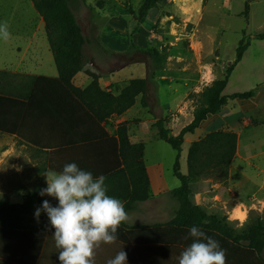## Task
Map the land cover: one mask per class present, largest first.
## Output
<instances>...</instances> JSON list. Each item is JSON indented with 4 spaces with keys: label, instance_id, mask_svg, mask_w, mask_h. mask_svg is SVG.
<instances>
[{
    "label": "crops",
    "instance_id": "0c3cea01",
    "mask_svg": "<svg viewBox=\"0 0 264 264\" xmlns=\"http://www.w3.org/2000/svg\"><path fill=\"white\" fill-rule=\"evenodd\" d=\"M201 2L204 3V0ZM71 8L85 37L83 69L72 78L73 85L79 88H85L91 83L92 77L87 72H92L98 75V83L102 90L118 94L130 79L143 78L147 75V72L142 77L135 76L133 72L124 74L125 69L139 62L126 63L124 61L120 63L117 60L118 56H124L130 41L140 48H146L149 46L151 32H153L151 37L176 35L172 33V30L176 29H172V25L177 24L175 23L177 19L174 21V19H170L171 15L163 12H154L156 20L151 22L147 17L143 23L137 26L135 32H131L129 19L126 20L122 16V18H114L116 20L114 23H108L104 27L89 21L90 31L88 33L81 26L72 5ZM155 9L154 11H156ZM16 10L27 15V19L23 20L22 18L23 21L20 22L18 20L17 28L9 29L10 39L6 40V46L16 53L17 61L13 63L11 60L4 59L0 62V69L27 75L57 77V69L41 16L37 13L31 0L30 2L22 0L18 3ZM153 28L154 30H152ZM12 37H16L15 43L12 42ZM241 61L242 58L234 66L223 94L235 93L229 90V86ZM232 62L233 60L229 63ZM219 64L217 63V65ZM205 67L213 70L216 65L213 62L203 65V73H206ZM220 67L223 70L225 65L221 63ZM215 79H220L218 72L213 73L211 82ZM158 85L157 79L155 85L151 79L150 97L147 99L148 107L142 106V95L139 94L129 109L121 114L111 115L101 124L103 130L112 136L120 123L129 122L127 127L130 142L143 143L144 145L143 160L149 179L150 197L144 201L135 202L131 204L130 208L125 209L127 219L118 226L117 239L111 244H101L95 250L94 264H107V261L114 258L122 249L127 253L129 264H178L181 252L192 242V238L188 237L189 229L181 230L165 226L172 220L178 208V201L173 197L172 190L180 185V181L173 174V176H167L161 152L170 154L171 159L174 156L173 163L177 152L159 138L154 125L161 119L159 116L161 114L158 111ZM161 85L167 87L166 97L171 96L170 102L177 106V98L173 97L174 92L168 90V88L172 89V84L161 81ZM249 86L250 89L254 87L250 84L247 88ZM263 100L264 86L257 91L255 96L247 99L228 100L225 106L231 102L259 110ZM182 102L183 106L180 110L186 112L188 102ZM42 104H44V98L41 95H36L30 102L25 101L23 111H20L19 108H12L7 112H2L11 116L8 118L7 126L14 132L12 134L0 133V137L10 138L12 143L10 149H0V192L3 193V199H7L10 203H22L29 191L46 187L44 173L46 171L58 172L66 163L75 162L81 169L92 172L94 177L108 174L116 166L115 148L111 142L104 138L82 142L78 138L70 136V134L82 132V127L74 129V132L71 133L66 132L65 129H54L51 126L53 123L42 116ZM223 109L215 114H208L206 119L201 121L199 128L193 133L184 135L183 142L187 134L192 135L188 139L191 144L204 136L203 132L207 133L217 129L230 130L237 134L235 156L236 154L242 155L240 151L241 128L233 127L232 115L224 116ZM180 110L177 111L181 112ZM177 118L178 116L173 115L171 111L164 118L165 125H170L169 134L173 136L190 123L193 113L190 114V118L185 124L179 126L176 131H172L170 128L175 124ZM166 128L168 129L167 126ZM153 130L156 134L149 133ZM166 145L170 148H167ZM255 156L256 154H253L250 157ZM182 157L184 158L181 145L180 159ZM186 173L187 170L183 174ZM110 187L118 189L116 184L107 185L108 190ZM262 187L263 183L259 184L257 189ZM191 188L195 204L207 214H214L218 218H222L229 227L234 229L241 228L247 222V212L251 208H259L260 204L264 203V198H259L254 193L256 189H249L238 184L231 166L224 184L217 182L209 184L205 180L200 183L193 182ZM43 198L49 200L53 206L57 203L55 199L47 195ZM122 203L125 205L126 201H122ZM36 206L38 205L36 204ZM239 213L243 216L239 217ZM201 230L219 242L225 252V264H258L251 256L239 254L237 246H231L218 233ZM53 232L54 229L48 226V222L45 226H39L37 229L16 230L0 227V264H60L59 249L55 245ZM261 255L264 259V249Z\"/></svg>",
    "mask_w": 264,
    "mask_h": 264
},
{
    "label": "trees",
    "instance_id": "16d2710c",
    "mask_svg": "<svg viewBox=\"0 0 264 264\" xmlns=\"http://www.w3.org/2000/svg\"><path fill=\"white\" fill-rule=\"evenodd\" d=\"M72 0H31L37 13L44 22L45 33L53 60L57 69V77L27 75L0 69V133L12 134L13 129L8 128L7 112L12 108L23 111L25 101H31L36 95L44 98L42 116L52 122L54 129H65L74 132L82 127L79 134L74 133L78 140L86 141L104 138L111 142L115 148L116 166L108 174L105 183L116 184L118 189L108 190V195L121 201H126L125 209L131 204L144 201L150 197L149 179L143 160V143H131L128 137V123L118 125L115 134L109 136L101 124L113 114H121L129 109L135 102L137 95L141 94V104L148 107L147 99L149 87L154 73L150 74L148 62L150 58H162L158 50L150 46L140 48L130 41L124 53L125 62H145L146 77L130 79L118 94L102 90L98 83V75L92 72L91 83L85 88L73 85L72 78L83 69V45L85 37L71 8ZM246 0L243 14L248 17L249 2ZM159 0H144L139 12L132 15L129 22L135 21L131 32L143 23L149 11L156 8ZM256 39H264V33L254 35ZM250 42L243 38L236 48L233 62L225 69L220 79L213 80L201 92L192 95L195 101L193 118L175 136L169 135L165 127L166 120L155 122L158 136L169 144L177 153L173 164V174L179 179L180 185L172 190L173 197L178 201V208L171 221L165 226L175 229H189L197 226L200 229L218 233L223 240L231 246H237L239 254L251 256L258 264H264L262 251L264 249V217H255L247 221L241 228L234 229L217 215L207 214L192 199L191 184L202 177L228 176L230 164L235 156L237 147V134L230 130H213L191 142L187 153V173L180 171V153L183 138L186 133H193L201 121L208 114L219 112L228 100L247 99L253 97L260 88V84L244 92L223 94L229 76L234 66L241 60ZM18 106V107H16ZM76 132V131H75ZM218 179H220L218 177ZM124 181V183H122ZM39 188L29 191L22 203H10L7 199H0V227L6 229H37L48 222L43 212L37 222L33 208L40 206L43 197L38 195Z\"/></svg>",
    "mask_w": 264,
    "mask_h": 264
},
{
    "label": "rangeland",
    "instance_id": "374dc122",
    "mask_svg": "<svg viewBox=\"0 0 264 264\" xmlns=\"http://www.w3.org/2000/svg\"><path fill=\"white\" fill-rule=\"evenodd\" d=\"M21 1L0 0V22H5L8 25V30L17 28L18 20L20 22L22 18L23 20L27 19V15L16 10ZM25 1L30 2V0ZM245 2L246 0H204V3L201 0H159L156 11L154 8L149 11L147 17L151 22L156 20L154 12H163L171 15L170 19H174V21L177 19L175 22L177 24H173L172 29L184 28L182 31L174 32L172 30V33L176 35L151 37L153 33L151 32L149 36V46L158 50L163 58H150L148 62L150 74L154 73L152 81L155 85L157 79L159 84L158 111L161 114L159 116L164 119L170 111L173 112V115L178 116L170 130L176 131L179 126L189 120L190 114L195 109L192 95L201 92L211 83L213 73L218 72L219 78H222L225 69L231 64L229 62L234 60L236 48L243 38L247 39L250 45L234 72L229 90L244 92L250 90V86L247 88L250 84L254 87L260 84L259 89L264 86V39L254 37L257 33H264V0L249 2L247 19L243 14ZM70 4L77 13L81 26L89 33V21L104 27L108 23H114L115 19L122 18V16L126 20H130L132 16L130 11L136 15L142 8L144 0H72ZM8 21L10 22L7 23ZM132 21L130 23L131 30L135 25V21ZM152 24L154 25V23ZM11 40L13 43L17 41L16 37H12ZM6 44V41L0 40V62L8 59L15 63L17 55ZM117 60L120 63L124 62L125 57L118 56ZM212 62L216 68L211 70L205 67L206 73H203V65ZM217 63L220 64L217 65ZM221 63L225 65L223 70L220 67ZM124 72L126 75L133 72L135 76L142 77L146 72V65L143 62H137L125 69ZM161 81L172 84V89L168 88V90L174 92L173 97L177 98L179 106L170 102L171 96L166 97L167 87L161 85ZM182 101L188 102L186 112L180 110L183 106ZM260 107L259 110H256L230 102L228 106L223 107L222 114L224 116L232 115L233 127L241 128L240 151L242 155L236 154L232 165L230 164L234 171V177L238 184L249 189H256L257 191L254 192L256 196L264 198V100ZM166 126L169 133L170 125L166 124ZM149 133L156 134L154 130ZM203 134L206 133L203 132ZM191 137L192 135L187 134L182 144L184 158L180 159V171L183 173L187 170L186 156L190 145L188 139ZM11 144L10 138L0 137V149H10ZM166 146L170 148L168 145ZM161 153L167 176H173L172 164L174 163L172 161L174 156L171 159L170 154ZM253 154L256 156L250 157ZM216 173L220 179L211 176L202 177L193 182L200 183L206 180L209 184L215 182L224 184L227 177L223 179L221 172ZM262 183L263 187L258 190L259 184ZM37 207L33 208L34 213ZM247 213L248 222L257 216L264 217V203H261L259 208H251Z\"/></svg>",
    "mask_w": 264,
    "mask_h": 264
},
{
    "label": "clouds",
    "instance_id": "9594fccd",
    "mask_svg": "<svg viewBox=\"0 0 264 264\" xmlns=\"http://www.w3.org/2000/svg\"><path fill=\"white\" fill-rule=\"evenodd\" d=\"M8 38V25L0 22V40ZM44 177L47 186L38 195L57 203L53 206L43 200L34 217L39 222L41 213L46 214L60 264H94L95 250L117 239L118 226L127 219L124 204L108 195L105 175L94 177L75 162L66 163L58 172L46 171ZM188 237L192 242L181 252L178 264H225V252L217 240L197 226L189 228ZM107 264H129L127 253L122 249Z\"/></svg>",
    "mask_w": 264,
    "mask_h": 264
},
{
    "label": "bare ground",
    "instance_id": "6f19581e",
    "mask_svg": "<svg viewBox=\"0 0 264 264\" xmlns=\"http://www.w3.org/2000/svg\"><path fill=\"white\" fill-rule=\"evenodd\" d=\"M182 30H184V28H183V27H179V28H176V29L174 30V32H175V31H182ZM238 216H239V217H242L243 215H242L241 213H239Z\"/></svg>",
    "mask_w": 264,
    "mask_h": 264
}]
</instances>
